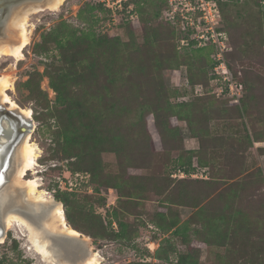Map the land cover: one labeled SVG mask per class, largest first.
I'll return each mask as SVG.
<instances>
[{
	"label": "rangeland",
	"instance_id": "374dc122",
	"mask_svg": "<svg viewBox=\"0 0 264 264\" xmlns=\"http://www.w3.org/2000/svg\"><path fill=\"white\" fill-rule=\"evenodd\" d=\"M98 1L66 0L57 10L31 13L30 41L20 60L0 59V77L13 81L0 97L8 94L29 108L35 121L38 165L26 178H37L56 201L58 191L73 194L67 195L68 207L61 206L89 237L99 264H264V0H231L220 12L216 28L223 27L229 48L226 78L242 85L238 95L215 74L212 64L220 53L189 44L186 32L191 36L194 29L171 19L161 0H124L118 10L109 0L110 13H87ZM61 22L78 36L92 26L106 38L100 48L71 55L82 76L75 74L80 81L72 80L68 91L101 114L91 123L102 127L81 130L82 143L65 138L63 120L53 115L57 94L48 70L55 66L62 79L68 73L62 53H72L50 40ZM10 40L17 44L19 32ZM37 78L51 108L34 91ZM74 83H81L78 89ZM121 89L130 91L128 107L153 98L169 102L163 112L170 133L161 134L149 110L144 127L131 118L133 132L127 125L125 137L114 140V126H120L108 107L124 97ZM189 154L196 171L175 170ZM115 210L127 225L122 239L113 236L119 231L115 219L109 226ZM172 223L187 229L175 235ZM29 247L23 230L7 226L0 264H45Z\"/></svg>",
	"mask_w": 264,
	"mask_h": 264
},
{
	"label": "trees",
	"instance_id": "16d2710c",
	"mask_svg": "<svg viewBox=\"0 0 264 264\" xmlns=\"http://www.w3.org/2000/svg\"><path fill=\"white\" fill-rule=\"evenodd\" d=\"M161 1L164 4L165 12H169L170 7L168 6L166 0H161ZM229 1H231V0L219 2V8H220L221 14L224 12V8L226 7V5L229 4L228 3ZM95 10H97L99 12L105 11L107 14L110 13V9H107L104 6V4H102V3H99V5H92L90 8L86 9V12L91 14ZM80 19L86 20V17L83 16V10L81 11ZM174 21L180 23L179 19H174ZM220 30L224 31L223 27H221ZM186 34H187L186 38L189 40V44L195 45V47H196V43L194 41L190 40V33L186 32ZM49 36H50V40L53 41L54 44L56 45V48L60 49L61 51L67 49V51L72 52V53H62L63 55H65V54L68 55V58H63V61L66 63V68H64L66 70H64V71H67L68 73L64 74V77L62 79L60 78V73L55 68V66H53V70H52V66L50 65L49 70H48V76H49L50 81H51V86L53 87V89L56 91V94H57L56 100L54 102L53 115H55L60 120H63V121H60V123L64 122L61 125V127L63 128L62 131H63L65 138H67V139L71 138L72 140H74V142H81L82 143L81 137L83 136V134L81 133V130H85V134H86L87 131L92 133V132L96 131L97 129H99L100 127H102L101 122L98 125L92 124L93 123L92 120L99 117L101 114H100V112L97 111L96 108L94 109L92 107H89L87 109V106H86L87 103L83 102L81 100L80 95L78 98H74L71 96L70 92L68 91L70 86H67V85H70L72 80H76L77 82H79L81 79L80 76H82L81 73L76 70V60H74V59L71 60V55L73 56L75 54H78L79 49L81 50V48H85L87 51H89V49L92 47H94L96 49L100 48V47H102L101 45H102L103 41L106 40V38H105V36H102V37L97 36V33H95V31H93L92 26L90 27L89 31L82 33V36H78L73 32V30L69 27L68 23H66V22H61L60 25L53 28L50 31ZM97 37H99V38H97ZM45 42H46V40H45ZM93 53H95V52H93ZM213 64H212V67H214L216 65V62H214ZM75 74H77V77H79L80 79L77 78L75 76ZM40 79L41 78H37L34 81L35 82L34 91L38 94L40 99H42V103H48V107L51 108V105L49 104L47 95L43 94L41 89H40V85H39ZM68 80H69V82H68ZM126 82H128V80L124 81L125 85L127 84ZM81 83H74L76 86V87L75 86L74 87L76 89H78L79 84H81ZM128 85L129 84H127V86ZM142 86H143L142 84H139V83L136 84V88L139 87L144 92V88ZM128 88H129V86H128ZM120 96H124V97L123 98H117L113 101H110L111 104L108 107L109 114L110 115L112 114L115 116V118L117 120L114 118L113 119L116 120L120 126V127L114 126L115 128H118V131H119V134L115 133L113 135L114 140L115 139L121 140L122 137H125L124 132L127 128V125L130 127V129L133 132L134 126L130 121L131 118L136 119V122L134 123V125L139 126L140 128L144 127L146 124L145 123V112H147L149 110L151 111L152 114H154L156 126L159 129V131L161 132V134L164 135L167 132H169L170 122H169L168 117H166V114L163 112V111L167 112L168 107L171 108V104L169 102L163 103L162 101L160 102L158 100H155V98H153V100L152 99L151 100L146 99V101H144V102L139 101L137 104H135V105L132 104V106L128 107L127 104L129 102L126 101L127 100L126 96H128V98L130 100V91L128 89H126V91L121 89ZM160 98H161V96H160ZM162 114H165V118L162 117ZM110 115H108V117H110ZM119 117H121V120H118ZM127 119H128V121H127ZM75 124H76V126L73 128V125H75ZM58 127H60L59 124H58ZM143 130H145V128ZM146 136H147V133H146ZM166 136L168 137V135H166ZM166 136H163V138L165 139ZM108 140L111 141V138H109ZM75 156L77 157V159L80 158L79 155H75ZM175 170L183 171L187 175H191L193 172H195L196 167L194 165L193 155L189 154L183 164H177L175 166ZM55 194H56L55 198L57 199V201L64 204L65 207H68V205H69L68 204L69 203V197L68 196L69 195L71 196L73 194L67 193V192L62 193L60 191H58ZM185 204L186 203L183 200H181L180 205L185 206ZM116 211L117 210H115L113 213H110L111 218L109 220V226L113 225L112 220L115 219L117 221L119 231H118V233H116L113 236L116 238L122 239V238H125L126 235H128L127 225L123 221L119 220L118 214ZM65 217H66V215H65ZM66 220L69 221V223L72 225L73 228H75L77 231L79 230L77 227H75L71 218L68 215L66 217ZM173 226L176 227L175 235H179L182 231L187 229V226L185 224L177 227L176 223H172V227ZM163 230L165 232L166 231L169 232L171 230V227H168L167 229H163ZM224 238H228V236L224 235ZM184 262H185L184 257H180L179 263H184ZM138 264H147V263H138Z\"/></svg>",
	"mask_w": 264,
	"mask_h": 264
},
{
	"label": "bare ground",
	"instance_id": "6f19581e",
	"mask_svg": "<svg viewBox=\"0 0 264 264\" xmlns=\"http://www.w3.org/2000/svg\"><path fill=\"white\" fill-rule=\"evenodd\" d=\"M65 1L66 0H43L39 3H24L14 8L12 11V13H14L13 16L11 15L12 17L9 25L11 28H15L19 32V41L17 44L11 45L9 43L10 45L7 44V46L0 47V59L5 55L20 60L23 55V50L28 46L30 41V32L27 30L26 26L28 16L31 13L41 12L43 10H57ZM10 77L11 76L9 75H3L0 77V89L3 91L13 88V81L10 80ZM0 104H8L7 106L10 107V109L19 110L22 114L26 115V117L32 116V111L29 108H21L8 94H3L2 98L0 97ZM2 127L7 131L8 124L3 123ZM10 140L11 139H9V141ZM4 141L5 140L2 142L5 144L6 142ZM1 151L2 146L0 145V154L2 153L3 155V152ZM39 152L40 151L33 142L31 135H28L24 142L14 150V164L7 171L10 181L0 189V224L3 225L5 221L6 230L7 226L10 227L13 224L17 225L24 231L30 246L29 249L37 254L39 253L42 256L41 261L43 263L57 264V259H55L56 256L49 250L48 243L46 240L42 239L41 233L26 217L14 213V209L10 211V204L14 202L8 204V201L13 199L15 203L20 200L27 206H29V204L33 207L35 206L38 217L53 218L50 223L51 228L66 232L73 237L81 236V233L67 223L64 210L60 203L50 210V206L48 207V205H51L52 203L55 204V200L47 191L41 188L42 185L38 182L37 178H26L30 171H33L34 173L36 172ZM38 204L44 205L40 208L37 207ZM4 238H2V240ZM87 238L85 237L86 240ZM97 259L99 260L98 255L93 253L92 257H90L85 264H99Z\"/></svg>",
	"mask_w": 264,
	"mask_h": 264
},
{
	"label": "water",
	"instance_id": "95a60500",
	"mask_svg": "<svg viewBox=\"0 0 264 264\" xmlns=\"http://www.w3.org/2000/svg\"><path fill=\"white\" fill-rule=\"evenodd\" d=\"M42 1L43 0H0V23H2V19L10 14L17 6L24 3H39ZM3 123L8 124L7 131L2 127ZM34 131L35 121L33 115L31 117H26L21 111L12 110L7 105L0 104V139L2 141L5 140L4 142H6L4 144L0 140V145L2 146L1 152H3V155L2 153L0 154L2 155L0 156V189L10 181L7 171L14 164V150L24 142L28 135L32 136ZM9 139L11 140L9 141ZM8 202V204L14 202L10 204V211L14 209V213L26 217L41 233L42 239L46 240L48 243L49 250L56 256L55 259H57V264H85L92 256L93 252L91 243L89 240L85 239L87 236L84 234L81 233V236L73 237L66 232L53 229L50 226L53 218L38 217L35 206L33 207L30 204L27 206L20 200L16 203L13 199ZM58 203L60 202L55 200V204L52 203L51 205H48V207L50 206L51 210ZM43 205L44 204H38L37 207L41 208ZM1 225L2 224H0V242L7 234L5 221L2 227Z\"/></svg>",
	"mask_w": 264,
	"mask_h": 264
},
{
	"label": "built area",
	"instance_id": "2783aa9c",
	"mask_svg": "<svg viewBox=\"0 0 264 264\" xmlns=\"http://www.w3.org/2000/svg\"><path fill=\"white\" fill-rule=\"evenodd\" d=\"M220 1L228 0H166L170 7L168 16L171 19H179L194 29L190 40L194 41L197 47L202 48L210 45L216 49L217 53H220L217 55L218 60L214 68L215 74L224 79L231 95H238L240 92L237 93V91L242 90V85L226 78L228 71L224 53H228L229 48L226 45L224 33L219 32L216 28L221 17ZM98 2L110 9L109 0H100ZM123 2L124 0H116L115 5L119 6V8L116 7V10L122 8Z\"/></svg>",
	"mask_w": 264,
	"mask_h": 264
},
{
	"label": "flooded vegetation",
	"instance_id": "af4514ba",
	"mask_svg": "<svg viewBox=\"0 0 264 264\" xmlns=\"http://www.w3.org/2000/svg\"><path fill=\"white\" fill-rule=\"evenodd\" d=\"M11 13L6 15L4 17V19H2V23H0V44L3 42H9V43L11 42L12 43V41H14V40H10V39H13L17 35L16 29L11 28L9 25L10 21H11V17L13 16L14 12L12 14Z\"/></svg>",
	"mask_w": 264,
	"mask_h": 264
}]
</instances>
